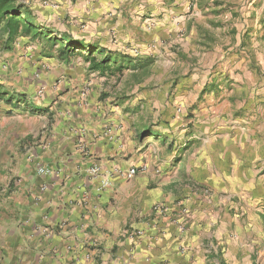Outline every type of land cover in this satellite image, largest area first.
I'll return each instance as SVG.
<instances>
[{"label": "crops", "instance_id": "0c3cea01", "mask_svg": "<svg viewBox=\"0 0 264 264\" xmlns=\"http://www.w3.org/2000/svg\"><path fill=\"white\" fill-rule=\"evenodd\" d=\"M233 1L20 0L57 40L153 63L134 82L0 35V264H259L243 230L264 216V141L247 139L264 0ZM241 190L263 206L238 212Z\"/></svg>", "mask_w": 264, "mask_h": 264}, {"label": "trees", "instance_id": "16d2710c", "mask_svg": "<svg viewBox=\"0 0 264 264\" xmlns=\"http://www.w3.org/2000/svg\"><path fill=\"white\" fill-rule=\"evenodd\" d=\"M41 28L36 17L25 9L20 0H0V35L5 36L3 48L8 49L19 36L30 35L34 39L44 36L51 44H60L58 52L61 56H81L89 62L90 70H98L100 73H118L121 76L126 70L131 71L134 82L141 81L153 63L151 55L132 58L128 54L96 48L70 35H62L59 41L56 36H51Z\"/></svg>", "mask_w": 264, "mask_h": 264}, {"label": "rangeland", "instance_id": "374dc122", "mask_svg": "<svg viewBox=\"0 0 264 264\" xmlns=\"http://www.w3.org/2000/svg\"><path fill=\"white\" fill-rule=\"evenodd\" d=\"M237 1L238 0L233 1L234 2L233 4L237 5L238 4ZM148 26L153 27L154 25L152 26V24L150 22V23H148L147 27ZM128 76H129V74H128ZM262 98H263V100L261 101V103L264 104V96H262ZM261 110H262V112H264V105H262ZM250 138H253V139H250ZM247 139L254 140L255 143H257V144L261 140L264 141V128L261 129V130L256 129L255 131H253V133L250 132V135H249V137H247ZM260 154L264 155V149H263V151L262 150L260 151ZM241 191L242 192L241 193L240 192L237 193V195H231V197H232L231 201H233V203H238V205H237L238 206L237 207V211L238 212L240 210L239 209L240 208L239 203H240V205H242V206H244L246 208H249V209H250V207H257V208L260 207L261 208V206H263V205H261L259 203V200H258L259 194H256V199H253L254 198V194L257 193V191H255L253 195H249V196L245 195L243 190H241ZM258 204H260V205H258ZM234 210H235L234 208L231 209V213L232 214L237 213V212H234ZM262 220H263V223L260 222L259 230H258L257 225H254V227H257V229H252V231H251L250 229H251L252 225L251 224L249 225L248 222L245 223L246 227L243 230V232L246 233L245 237H248V240H252L253 241L255 236L258 235V238H257L258 242L256 243L257 247H255L254 250H253V252L255 254H253L251 256L250 260L256 261L257 258H258V253H260V257H259V261H258L259 264H264V216L262 217ZM232 232H234V231H232ZM237 232H240L239 228L237 229ZM261 235H263V236L261 237ZM238 260H239L238 264H242L241 257Z\"/></svg>", "mask_w": 264, "mask_h": 264}, {"label": "built area", "instance_id": "2783aa9c", "mask_svg": "<svg viewBox=\"0 0 264 264\" xmlns=\"http://www.w3.org/2000/svg\"><path fill=\"white\" fill-rule=\"evenodd\" d=\"M151 27L150 26H148V29H150ZM134 53H138V50L137 49H134ZM84 94V93H83ZM180 110V109H179ZM142 169L144 170L145 169V167H142ZM38 172L39 173H49L50 172V169L49 168H46V167H44V166H39L38 167ZM91 171L92 172H96V167H93L92 169H91ZM123 174H125L126 176H128V177H131L132 175H134L135 173H136V168H134V167H131V168H129L126 172H122ZM108 183V181H106L105 182V184H107Z\"/></svg>", "mask_w": 264, "mask_h": 264}]
</instances>
